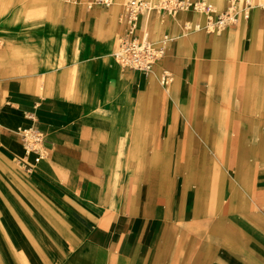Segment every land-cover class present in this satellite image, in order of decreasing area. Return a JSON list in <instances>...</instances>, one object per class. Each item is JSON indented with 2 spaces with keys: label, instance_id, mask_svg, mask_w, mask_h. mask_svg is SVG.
Segmentation results:
<instances>
[{
  "label": "rangeland",
  "instance_id": "rangeland-1",
  "mask_svg": "<svg viewBox=\"0 0 264 264\" xmlns=\"http://www.w3.org/2000/svg\"><path fill=\"white\" fill-rule=\"evenodd\" d=\"M205 1L213 13H220L227 5V0ZM124 2L115 10L114 0L108 6L91 7L88 0H0V108L9 95L10 82L40 97H52L57 94L50 76L64 73L71 90L72 78L84 84L96 74L109 83V102L115 106L113 117L120 130L113 139H122L108 143L105 158L108 156L111 164L120 163V174L137 168L143 190L133 198L144 200L149 214L154 206L163 209L165 217H161L157 232L149 231L144 258L135 263L119 256L112 237L105 241L99 234L82 233L42 199L38 198L46 212L32 213V221L24 224L0 188V221L5 209L4 219L21 231L15 251L11 249L13 241L0 228L2 246L9 245L13 252L6 254L8 261L56 264L74 257L80 264H146L152 244L158 249L157 264H211L217 246L230 247L241 260L264 261L263 233L243 218L245 210L264 198V92L260 93L261 106L255 110L245 90L247 83L264 90V0H240L242 5L248 2L249 17L226 24L218 32L192 29L195 21H203L202 11L169 15L147 10L151 15L143 14L140 29L146 28L156 38L167 33L172 41L152 69L142 72L139 85L130 84V69L117 65L112 56L122 33L127 0ZM241 28L243 57H231L230 63L233 68L239 63L242 69L238 73L248 82L237 86L226 81L223 46L215 43L223 34ZM163 70L169 75L165 83L160 82ZM147 78L160 90L158 95L147 92L151 90L146 89ZM165 86L169 94L164 92ZM118 88L126 89L125 99L114 96ZM159 94L165 96L164 101ZM173 94L186 110L178 108ZM63 96L71 99L77 95L69 92ZM224 111L228 115L221 119ZM224 126H228L225 133ZM16 137L21 142L19 134ZM137 143L140 153L136 165ZM217 147H223L219 148L222 151ZM0 158L10 172L28 176L23 158L9 159L2 154ZM234 176L243 187L236 184ZM249 186L253 188L250 196L245 192ZM113 191L118 200L124 196L121 187ZM253 244L255 255L248 253Z\"/></svg>",
  "mask_w": 264,
  "mask_h": 264
},
{
  "label": "crops",
  "instance_id": "crops-1",
  "mask_svg": "<svg viewBox=\"0 0 264 264\" xmlns=\"http://www.w3.org/2000/svg\"><path fill=\"white\" fill-rule=\"evenodd\" d=\"M256 23L257 19L253 22L254 27ZM243 30L241 28L234 33L221 36L218 41L224 52L227 45L225 38L229 36L239 41L241 44L239 47L243 50ZM148 32L152 37L150 31ZM153 37L158 39L156 36ZM171 41L172 39L168 42L166 51ZM249 44L252 49L254 45L252 39ZM115 63L119 65L116 61ZM130 71V84L139 85L142 72L135 69ZM59 74V77L58 74H54L52 80L57 94L52 97H40L21 85L9 83V95L5 105L0 108V154L9 159L18 155L23 158V168L28 176L20 177L15 172H10L9 166L0 158V188L9 201L8 206L15 209L24 224L32 221V213L46 212L39 200L42 199L57 209L82 233L89 234L88 236L99 234L105 241L112 237L121 258L134 260L135 263L140 262L146 252L143 247L148 244V233L158 231L161 217H165L164 210L154 206L152 213H147L146 202L140 198H133L140 194L141 189L143 190L142 185L135 182L133 177L128 178L129 173L133 174L134 171L128 170L125 174H120L117 169L120 163L111 164L108 156L105 158V148H108L112 141L117 142L118 139H113V136H117L120 131L116 126L117 119L113 117L116 114L115 106L109 102L108 93L112 94L111 90H108L109 83L102 82L93 74L84 84L72 78L70 90V80L64 77V73ZM121 89L118 88L114 96L125 99L127 91L123 88V93L119 94L118 90ZM69 92L77 96L71 99L63 96ZM155 92L158 95L160 90L158 92V89H155ZM164 92L167 93L165 88ZM164 97L159 94L163 101ZM20 126H33L43 134L42 146L45 153L39 161H34V154L23 151V145L16 137L18 135L16 129ZM93 179L100 180V183ZM117 187L124 191V196L119 200L113 193ZM168 199L167 196L165 200ZM103 206L108 210L105 211ZM2 212L0 228L13 241L12 245L15 246L11 249L16 251V239L21 236V231L16 225H10L4 219L6 210L2 209ZM243 218L264 236V198L260 199L255 207L245 210ZM8 221L10 222V218ZM1 234L0 231V238L3 236ZM255 248V244L249 245L248 253L255 255ZM11 249L9 245L6 248L0 242V264H12L11 259L8 261L6 257V254L13 253ZM150 250V254L157 256V246L152 244ZM230 250V247L217 246L211 264H264V261L256 262L255 258L241 260ZM21 255L19 254L24 261ZM56 264L80 262L78 258L67 257Z\"/></svg>",
  "mask_w": 264,
  "mask_h": 264
},
{
  "label": "built area",
  "instance_id": "built-area-1",
  "mask_svg": "<svg viewBox=\"0 0 264 264\" xmlns=\"http://www.w3.org/2000/svg\"><path fill=\"white\" fill-rule=\"evenodd\" d=\"M111 0H88V7L94 4L108 6ZM248 2L244 5L240 0H227V5L220 13L214 12L211 4L205 0H127L123 14V30L116 48L112 52L114 60L122 67L141 72L150 71L158 59L166 51L168 42L172 39L164 34L158 39L150 37L148 31L139 28L143 12L151 10L155 13L174 15L179 11H202V22L195 21L192 29H204L207 32H218L226 24H236L240 17H249ZM162 71L161 83L168 78ZM24 151L34 154V161L44 157L43 134L33 126L17 127Z\"/></svg>",
  "mask_w": 264,
  "mask_h": 264
},
{
  "label": "bare ground",
  "instance_id": "bare-ground-1",
  "mask_svg": "<svg viewBox=\"0 0 264 264\" xmlns=\"http://www.w3.org/2000/svg\"><path fill=\"white\" fill-rule=\"evenodd\" d=\"M218 3H221V0H216ZM33 2V1H32ZM36 2V1H35ZM38 2V1H37ZM36 2V3H37ZM123 2H124V0H114V5H113V7L115 8V10H118L119 8H120V6L123 4ZM39 3V2H38ZM125 3V2H124ZM127 3V2H126ZM40 4V3H39ZM45 4V3H44ZM264 4V3H263ZM28 6H30V5H28ZM126 6V5H125ZM25 8V7H24ZM28 8V7H27ZM123 12V11H122ZM145 12H147V10L146 11H144L143 12V14L145 13ZM40 13V12H39ZM147 13H149L150 15H151V12H147ZM7 15V14H6ZM143 16V15H142ZM180 18H183L185 21H187V18H186V16L185 15H181V17ZM189 18V17H188ZM240 18H242V17H240ZM253 19V22L255 21V19H256V17L255 18H252ZM157 20V19H156ZM20 21V20H19ZM18 21V22H19ZM4 22V21H3ZM29 22V21H28ZM47 22V21H46ZM145 22H146V20H145ZM5 24H7V23H5ZM141 24L142 23H139V28L141 27ZM186 24L188 25V23L186 22ZM45 25V24H44ZM23 29V28H22ZM143 31H147V29L146 28H144L143 29ZM149 33V32H148ZM76 34V33H75ZM122 34V33H121ZM169 37H171V36H169ZM230 37V36H229ZM229 37H227V38H225V40H226V44L227 45H225V48H224V50H225V54L223 55L224 57H223V62H224V69H225V72H226V74H225V79H226V81H229L231 84H236L237 86H239L240 85V83L241 82H243V83H247L248 82V80L246 79V78H244L245 77V75L244 76H242L240 73H238V72H241V66L238 64L237 65V67L236 68H233V67H231L232 65H231V63H230V61H231V57H234V58H238L239 60H240V58L241 57H243V50H241V48L239 47V46H241V44H239V41H237V40H233L231 37L229 38ZM77 38V37H76ZM111 36L110 37H108L107 38V40L109 41V40H111ZM75 39V38H74ZM230 39V40H229ZM68 40V39H67ZM89 41V40H88ZM46 43V42H45ZM61 43V42H60ZM216 45L218 44V45H221V43H220V41H218L217 43H215ZM73 45V44H72ZM217 45V46H218ZM47 46V45H46ZM263 46V45H262ZM1 47V46H0ZM66 48V47H65ZM67 49V48H66ZM78 50V49H77ZM44 51V50H43ZM241 51V52H240ZM251 51L253 52V48L251 49ZM66 53V52H65ZM239 54H241V55H239ZM215 55V54H214ZM180 57V56H179ZM181 57H183V56H181ZM112 58V57H111ZM178 58V57H177ZM179 60V59H178ZM60 61H62V57L60 58ZM222 61V60H221ZM71 62V61H70ZM33 69H35V68H37V64L34 62L33 63ZM60 67V66H59ZM246 67V66H245ZM263 68V67H262ZM260 71V70H259ZM264 71V70H263ZM261 72V71H260ZM59 73H61V72H59ZM58 73V77H59V74ZM238 73V74H237ZM162 75V74H161ZM247 76V75H246ZM53 77H55V75H53V76H50L49 78H48V80L51 82L52 80H53ZM161 79V78H160ZM153 80H151L150 78H147V81H146V89L147 90H149V88L148 87H151V90L150 91H147L148 93H153V92H155V89H157L155 86H154V84L153 83H151ZM49 82V83H50ZM160 82H161V80H160ZM247 86H246V93H247V97H249V102H250V106L252 107V109L254 108L255 110L256 109H258L260 106H261V103H262V98H263V96L262 95H260V93H262V92H264V90L263 89H261V88H259L258 86H256L255 84H249L248 85V83L246 84ZM8 87V86H7ZM111 87V86H110ZM165 89H166V91H167V93L169 94V91H170V89L169 88H167L166 86L164 87ZM112 89H113V87H112ZM123 89V88H122ZM122 89L121 90H118L119 91V94H121V93H123V91H122ZM213 89V88H212ZM108 90H109V88H108ZM107 90V91H108ZM121 91V92H120ZM223 92H224V88H223ZM128 95V94H127ZM172 96V98H173V100H174V102L178 105V108L179 109H185L186 108V106H184V104H182L178 99H177V97L175 96V94H173V95H171ZM107 97V96H106ZM9 99V98H8ZM46 99V98H45ZM106 100H107V98H106ZM238 100V99H237ZM14 101V100H13ZM237 103V102H236ZM238 103H239V101H238ZM37 105V104H36ZM235 106V105H234ZM98 108V107H97ZM186 110V109H185ZM104 112V111H103ZM102 112V113H103ZM37 113V112H36ZM80 114V113H79ZM185 115V114H184ZM188 115H190V113H188V114H186V116H188ZM228 114H227V111H224V112H221L220 113V118L221 119H223V118H226V116H227ZM35 116V115H34ZM64 116V115H63ZM37 117V116H36ZM35 117V118H36ZM60 117H61V115H60ZM65 118V117H64ZM37 119H38V117H37ZM32 121V120H31ZM45 122V121H44ZM39 123V122H38ZM34 124V123H33ZM82 126H84V125H82ZM228 127V126H227ZM227 127L226 126H224V133L227 131ZM84 128V127H83ZM98 130H100V129H98ZM101 131V130H100ZM107 132V131H106ZM225 136H226V138H227V134H225ZM225 137H224V139H226ZM232 138V137H231ZM80 140V139H79ZM234 140V139H233ZM89 141V140H88ZM97 141V140H96ZM14 142V141H13ZM232 142V141H231ZM80 144V143H79ZM105 144H107V143H105ZM22 145V144H21ZM219 148H223V147H217V150L219 149ZM14 149V148H13ZM17 150V149H16ZM22 150H23V148H22ZM220 151H222L221 149H219ZM24 151V150H23ZM134 152H135V161H136V165H137V162H138V156H139V153H140V145H139V143H137L136 145H135V149H134ZM17 153V152H16ZM84 154V153H83ZM82 155V154H81ZM19 156V155H18ZM221 161L223 160V158H221L220 159ZM33 169V168H32ZM129 171H134L133 172V174H129L128 175V178L131 176V177H133V179H134V181L135 182H140V178H139V173H138V170H137V168H133V169H130ZM238 171H235V173H237ZM217 175V174H216ZM112 176H114V175H112ZM234 178V181L236 182V184L237 185H239L240 187H243V185H241V183L239 182V181H237V177L235 178V176L233 177ZM207 182H208V179H207ZM250 187V186H249ZM210 188V187H209ZM235 188V187H234ZM207 190H209V189H207ZM252 190H253V188H252V186L250 187V189L249 190H247L246 188H245V192H246V194L248 195V196H250L251 194H252ZM209 192V191H208ZM153 194V193H152ZM161 194V193H160ZM192 197V196H191ZM190 199V198H189ZM208 200V199H207ZM206 203V202H205ZM253 205V204H252ZM251 206V205H250ZM206 212V211H205ZM225 216V215H224ZM220 217V216H219ZM216 218V217H215ZM208 230V229H207ZM157 260H158V257L156 256V255H152V254H149V257H148V261H147V263L146 264H157L158 262H157Z\"/></svg>",
  "mask_w": 264,
  "mask_h": 264
}]
</instances>
